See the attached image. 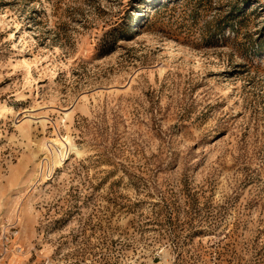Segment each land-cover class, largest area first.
Here are the masks:
<instances>
[{"label":"rangeland","instance_id":"1","mask_svg":"<svg viewBox=\"0 0 264 264\" xmlns=\"http://www.w3.org/2000/svg\"><path fill=\"white\" fill-rule=\"evenodd\" d=\"M13 231L2 264H264V0H0Z\"/></svg>","mask_w":264,"mask_h":264},{"label":"built area","instance_id":"2","mask_svg":"<svg viewBox=\"0 0 264 264\" xmlns=\"http://www.w3.org/2000/svg\"><path fill=\"white\" fill-rule=\"evenodd\" d=\"M18 233H15V231L11 233H5V234H0V264L4 262L6 257L10 253V244L11 240L14 239Z\"/></svg>","mask_w":264,"mask_h":264},{"label":"bare ground","instance_id":"3","mask_svg":"<svg viewBox=\"0 0 264 264\" xmlns=\"http://www.w3.org/2000/svg\"><path fill=\"white\" fill-rule=\"evenodd\" d=\"M73 151H74L73 149H71L70 151H68L65 157L67 158V157L72 156Z\"/></svg>","mask_w":264,"mask_h":264}]
</instances>
